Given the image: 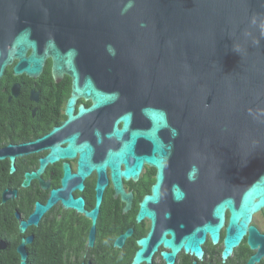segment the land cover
I'll list each match as a JSON object with an SVG mask.
<instances>
[{"label":"water","instance_id":"95a60500","mask_svg":"<svg viewBox=\"0 0 264 264\" xmlns=\"http://www.w3.org/2000/svg\"><path fill=\"white\" fill-rule=\"evenodd\" d=\"M48 57L56 74L66 71L73 77L74 92L93 98L92 107L116 101L114 91H101L98 84L121 88L122 106H139L149 124L130 129L129 112L114 120L107 136L122 140L128 134V139L99 164L92 161L94 148L88 142L78 145L75 137L67 146L52 149L67 150L71 156L80 152L78 170L83 176L93 167L101 172L109 165L124 198L121 176L137 177L144 163L156 165L154 192L142 201L138 214L154 218L147 204L159 198L167 158L158 134L166 129L172 138L183 129L209 141L222 169L219 180L225 187L231 184L235 198L219 199L213 209L217 222L204 229L218 242L228 208L223 258L245 234L251 247L262 249L264 235L249 223L264 206V0H0V76L8 65L16 74L37 75ZM139 138L152 143L141 154L135 152ZM69 176L67 171L63 180ZM55 193L52 190L45 205L36 202L30 221L37 222V213L51 206ZM173 195L180 199L182 192L177 188ZM65 203L84 209L82 197L69 196ZM99 204L100 198L87 211L94 226ZM28 224L21 221L20 230ZM147 240H139L144 247L133 264L142 259ZM163 240L171 248L163 255L173 264L183 242L174 234ZM28 241L30 237L19 246L20 264H27L23 246ZM202 241L203 235L193 233L185 238V249L201 258ZM255 259L259 256L249 264Z\"/></svg>","mask_w":264,"mask_h":264},{"label":"flooded vegetation","instance_id":"af4514ba","mask_svg":"<svg viewBox=\"0 0 264 264\" xmlns=\"http://www.w3.org/2000/svg\"><path fill=\"white\" fill-rule=\"evenodd\" d=\"M97 89L114 91L116 101L92 107V97L74 92L73 77L68 72L53 71L51 57L37 75L16 74L13 65L5 67L0 76V226L4 228L0 232L4 247L0 250L16 251L21 261L19 246L30 237L31 241L23 246L28 263L37 253L42 264L44 245L48 248L46 259L53 264H133L137 252L144 247L139 240L148 238L137 264H167L163 252H171V248L163 238L174 234L183 246L173 264H249L255 255L259 260L255 259L254 264H264V244L260 251L259 247H251L247 234L223 258L228 208L218 242L204 229L208 223L217 222L213 209L219 199L235 198L231 184L225 187L219 180L222 169L217 167L209 141L187 135L183 129H178L172 138L166 129L158 134L167 158L158 187L159 198L147 204L154 211V218L149 215L139 218L138 214L142 201L154 192L158 180L156 165L144 163L137 177L121 176V188L127 195L124 198L109 165L101 172L93 167L83 176L78 170L80 152L71 156L67 150L52 149L53 145L67 146L75 137L78 145L88 142L94 148L92 161L99 164L109 150L117 149L128 139V134L122 140L107 136L113 121L123 113H131L130 129L149 127L139 106H122L121 88L98 84ZM71 98L74 100L69 114ZM122 125L120 121L118 127ZM149 146L151 142L139 138L135 152L141 154ZM125 167L121 163L120 169ZM67 171L71 176L63 180ZM177 188L182 192L180 199L173 195ZM5 190H8L6 199ZM52 190L56 193L52 195L51 206L40 216L37 213L36 223L30 221L36 202L47 204ZM69 196L82 197L84 209L67 205L65 200ZM99 198L94 226L87 211L96 207ZM21 221H29L23 232ZM249 226L264 235V206L252 214ZM196 232L199 237L204 236L199 243L203 250L201 258L185 249V238Z\"/></svg>","mask_w":264,"mask_h":264},{"label":"trees","instance_id":"16d2710c","mask_svg":"<svg viewBox=\"0 0 264 264\" xmlns=\"http://www.w3.org/2000/svg\"><path fill=\"white\" fill-rule=\"evenodd\" d=\"M16 239H18L16 237ZM42 264H53L52 261L49 262L46 259V255L48 253V248L46 246H42ZM33 259L29 261L28 264H39V260L37 258V253H34ZM35 262V263H34ZM0 264H20V257L16 251H13L12 253H6L5 250H0ZM60 264V263H58Z\"/></svg>","mask_w":264,"mask_h":264},{"label":"clouds","instance_id":"9594fccd","mask_svg":"<svg viewBox=\"0 0 264 264\" xmlns=\"http://www.w3.org/2000/svg\"><path fill=\"white\" fill-rule=\"evenodd\" d=\"M7 192H8V190H5V192H4V199L7 198V196H6V193H7ZM12 193H13V195H15V194H16V190H13ZM3 230H4V228H3L2 226H0V232H1V233L3 232ZM0 248H3V247H0ZM27 260H28V253H27ZM20 262H21V261H20ZM27 264H28V262H27Z\"/></svg>","mask_w":264,"mask_h":264}]
</instances>
